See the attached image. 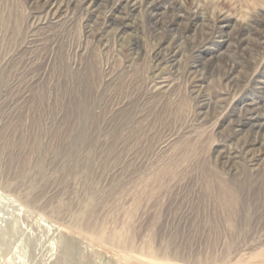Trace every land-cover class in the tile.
Listing matches in <instances>:
<instances>
[{
	"label": "rangeland",
	"instance_id": "rangeland-1",
	"mask_svg": "<svg viewBox=\"0 0 264 264\" xmlns=\"http://www.w3.org/2000/svg\"><path fill=\"white\" fill-rule=\"evenodd\" d=\"M48 1L0 0V264H264V0Z\"/></svg>",
	"mask_w": 264,
	"mask_h": 264
},
{
	"label": "bare ground",
	"instance_id": "bare-ground-1",
	"mask_svg": "<svg viewBox=\"0 0 264 264\" xmlns=\"http://www.w3.org/2000/svg\"><path fill=\"white\" fill-rule=\"evenodd\" d=\"M146 1L147 0H120V1H118L119 3H117V5H115L111 9L110 13L113 14V11H115V9L121 10L122 8H125L127 10L126 14H128V12H129L128 9L134 8V7L138 6L139 4L140 5L144 4ZM48 3H49V7H50L48 12L52 13L51 14L52 18L56 17V15H58V13L64 8V6L69 4L68 2H65V0H49ZM126 18H127L126 16L121 17V20H120L121 25H127ZM113 19L115 20V17L113 18V15L112 16L107 15V17L105 19V23H109L110 21H113ZM164 59H165V57L161 58V60H164ZM250 105H253L254 107H252V109L250 108L251 110L247 109V111L249 113L246 114V116L240 122H242L241 124H243V125H250L252 129L260 130V129L263 128L262 124L261 123H257L256 120H253V121L251 120V119L254 118L252 112H256L257 113V109L255 108L256 105H255V103H251ZM259 111H261V110H259ZM257 117H261V116H257ZM255 159L256 158L254 156L250 157V161L251 162H254Z\"/></svg>",
	"mask_w": 264,
	"mask_h": 264
}]
</instances>
